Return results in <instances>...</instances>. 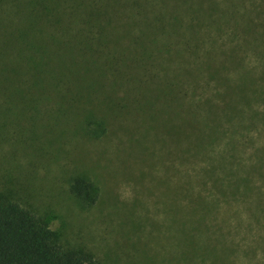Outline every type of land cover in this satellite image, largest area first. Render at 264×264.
Masks as SVG:
<instances>
[{"label": "trees", "instance_id": "16d2710c", "mask_svg": "<svg viewBox=\"0 0 264 264\" xmlns=\"http://www.w3.org/2000/svg\"><path fill=\"white\" fill-rule=\"evenodd\" d=\"M159 2L165 26L146 33L145 44L141 24L152 16L138 0H110L96 16L43 0L33 12L48 25L47 50L19 45L14 73L59 102H78V89L53 90L79 88L91 74L87 88L98 94L84 102L103 134L107 117L134 99L136 118L160 136L151 152L175 185L174 231H264V0ZM17 14L0 9V58L14 52L7 23ZM26 29H15L18 40ZM149 134L140 142L153 143ZM96 184L75 178L71 191L90 206ZM0 264L103 263L65 246L45 218L0 192Z\"/></svg>", "mask_w": 264, "mask_h": 264}, {"label": "rangeland", "instance_id": "374dc122", "mask_svg": "<svg viewBox=\"0 0 264 264\" xmlns=\"http://www.w3.org/2000/svg\"><path fill=\"white\" fill-rule=\"evenodd\" d=\"M68 1L84 15L94 11L96 16L110 0ZM138 2L152 16L141 24L145 43L146 33L163 28L165 20L159 0ZM43 5V0H0L1 10L18 8L7 23L14 52L0 58V192L45 218L65 246L89 251L103 264H264V231H174L175 185L151 152L160 136H151L155 126L136 118L134 99L128 98L129 113L107 117L103 134L89 113L92 105L84 102L98 94L87 88L91 74L79 88L53 90L67 95L78 89V102L51 99L48 90L29 85L26 74L18 78L19 45L47 50L48 25L34 15ZM17 27H27L19 40ZM148 134L153 143L140 142ZM75 178L99 185L94 204L85 205L71 191Z\"/></svg>", "mask_w": 264, "mask_h": 264}]
</instances>
